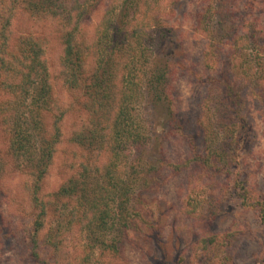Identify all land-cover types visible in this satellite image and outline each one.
<instances>
[{"label": "trees", "instance_id": "obj_1", "mask_svg": "<svg viewBox=\"0 0 264 264\" xmlns=\"http://www.w3.org/2000/svg\"><path fill=\"white\" fill-rule=\"evenodd\" d=\"M166 4V0H0V202L2 181L22 173L26 177L21 189L26 221L22 233L28 239L30 264H129L122 251L129 234L140 225L152 232V220L141 219L134 210L135 192L140 186H153L161 168L174 167L167 173L177 174L189 168L190 190H203L214 205L208 222L223 209L220 196L212 192L216 187L231 192L242 206H255L239 175L240 154L253 138L247 115L250 94L264 97V38L255 23L251 22L249 35L230 40L209 34L202 54L205 68L213 70L217 48L225 43L233 50V61L209 78L208 92L212 95L213 88L218 89L216 102L203 109L206 118L198 119L194 132L203 155L196 150L193 133L184 138L195 156L181 166L166 162L155 167L143 158L149 137L131 113L142 90L152 94L155 103L162 101L175 123L172 130L181 131L168 88L173 64L149 55L150 33L163 26ZM247 7L254 8L251 3ZM98 14L93 34L86 37L83 31ZM243 45L254 52L252 64L259 72L248 83L234 73ZM60 88L67 94L61 103ZM213 110L219 115L215 127ZM64 121L77 126L59 151ZM132 148L139 155L130 156ZM57 152L63 154L57 171L63 179L48 192L47 177ZM1 206L0 229L5 224ZM184 210L189 216L188 207ZM259 218L264 223L261 205ZM76 236L83 237V245L82 239L76 245ZM213 238L217 240L216 235Z\"/></svg>", "mask_w": 264, "mask_h": 264}, {"label": "rangeland", "instance_id": "obj_2", "mask_svg": "<svg viewBox=\"0 0 264 264\" xmlns=\"http://www.w3.org/2000/svg\"><path fill=\"white\" fill-rule=\"evenodd\" d=\"M166 3V12L161 16L163 26L153 28L150 33L153 44L149 55L151 60L164 61L167 58L173 64L168 88L172 112L182 132L172 130L176 126L171 123L170 111L165 109L162 101L155 103L152 94L147 95L144 90L141 91L142 96L136 98L131 112L149 137L143 158L155 167L166 162L181 166L186 159L195 156L184 137L195 132L202 115L206 118L202 114L203 109L213 107L216 102L218 89L213 88L212 95L208 92V85L212 86L208 84L209 78L217 77L220 70L225 71L226 65L233 61V50L225 43L217 48L219 51L213 70L205 68L202 54L209 34L222 40H230L234 35H249L252 22L264 38V0H227L226 3L223 0H166ZM247 3L254 8L250 10ZM231 6L236 7L229 9ZM226 15H229L228 19ZM98 18L99 14L94 15L92 24L83 31V35L93 34ZM243 47L240 48L243 49L239 54L240 62L233 64L238 72H233L248 83L254 73L257 77L259 72L256 73L258 68L252 64L254 52L249 46ZM261 60L264 63V55ZM58 95L60 103L67 99L63 88ZM250 95L247 115L252 124L253 138L240 154L239 175L247 196L255 206H242L231 192L216 187L212 192L220 196L218 200L223 209L218 211L221 212L219 216L208 222L207 216L214 210V205L209 203L203 190L194 191L193 187V192L190 190L188 181L191 176L186 174L189 168L178 174L167 173L170 168H161V172L157 171L153 178V186H140L135 192L134 210L141 219L152 220V232L149 234L150 231L140 225L138 230L129 234L122 249L129 264H264V223L259 218V205L264 207V97ZM203 102L208 106L202 108ZM211 113L215 127L219 115L215 110ZM76 126L72 127L71 123L64 121L63 143L59 151L65 148L64 142ZM193 135L197 142L196 150L203 155L200 138L196 133ZM132 149L130 156L139 155L138 150ZM61 153H56L50 168L48 192L54 191L62 182L63 178L57 173L63 161ZM21 174L2 181L4 198L0 203L5 224L0 229V264H30L26 252L28 239L22 233L26 221L22 215L25 202L21 189L26 177ZM185 207L191 211L189 216ZM138 231L145 234L147 231V237ZM215 235L217 240L213 238ZM81 239L75 237L76 245L77 242L84 244L83 237Z\"/></svg>", "mask_w": 264, "mask_h": 264}]
</instances>
